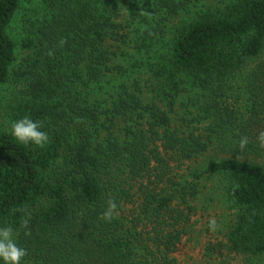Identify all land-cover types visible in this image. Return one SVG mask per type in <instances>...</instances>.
<instances>
[{
    "label": "trees",
    "instance_id": "obj_1",
    "mask_svg": "<svg viewBox=\"0 0 264 264\" xmlns=\"http://www.w3.org/2000/svg\"><path fill=\"white\" fill-rule=\"evenodd\" d=\"M202 1L141 2L170 20ZM122 2L49 0L31 25L27 76L0 126V224L16 229L25 264H175L199 182L218 178L238 210L231 246L264 254V167L252 160L264 159V116L228 103L235 83L249 93L264 78L248 69L264 50V0H218L175 24L168 52L149 62L147 101L143 81L113 62ZM18 7L0 0V85L15 62L7 28ZM25 115L43 123V147L10 135Z\"/></svg>",
    "mask_w": 264,
    "mask_h": 264
},
{
    "label": "rangeland",
    "instance_id": "obj_2",
    "mask_svg": "<svg viewBox=\"0 0 264 264\" xmlns=\"http://www.w3.org/2000/svg\"><path fill=\"white\" fill-rule=\"evenodd\" d=\"M131 1L123 0L115 9L116 14L112 13L113 22L116 24L114 32L121 36V40L111 41L115 53L113 62L118 66V71H125L127 76L129 72L127 78L129 83H134L132 80L137 78L143 81L141 86L149 91L145 95V101L155 100L151 81L146 78L151 74L149 62L168 52L169 35L171 36L175 24L186 23L197 16L198 12H204L209 8L216 9L218 0H204L203 4L191 6L190 12H181L170 20H164L165 17L160 11H151V6L142 4V0H136L138 6L132 11ZM48 10L49 0H19V7L7 28L8 35L15 42V62L9 82L0 85V126H6L7 116L27 76L25 72L31 50L24 47V42L28 38H33L30 34L31 25L41 20ZM248 69H259L264 72V50ZM158 87L159 84H156L154 88L157 90ZM252 90L253 92L250 90L247 93V88L242 83H235L230 89L232 97L228 103L235 107L255 108L263 117L264 78L262 76L259 87L253 86ZM190 92L186 90L182 93L183 101L191 99L192 92ZM175 106L184 112L179 102L175 103ZM245 115L248 116V113ZM252 160H256L264 167V159ZM192 206V216L174 254L175 264H264V254L251 256L231 246L229 236L237 220L238 210L229 203L218 178L205 177L199 182V193ZM209 218H215L217 222L215 230H209Z\"/></svg>",
    "mask_w": 264,
    "mask_h": 264
},
{
    "label": "clouds",
    "instance_id": "obj_3",
    "mask_svg": "<svg viewBox=\"0 0 264 264\" xmlns=\"http://www.w3.org/2000/svg\"><path fill=\"white\" fill-rule=\"evenodd\" d=\"M8 131L16 141L22 144H32L43 147L48 142V134L43 129V123L34 120L30 116H23L10 122ZM260 146L264 147V132L257 137ZM247 143L246 138H242L240 146L243 148ZM117 204L113 200L107 202V207L102 213L105 221H111ZM26 224L27 221H24ZM209 230H215L217 222L215 218H209ZM27 250L20 246L16 237V229L11 225L0 224V264H25Z\"/></svg>",
    "mask_w": 264,
    "mask_h": 264
}]
</instances>
